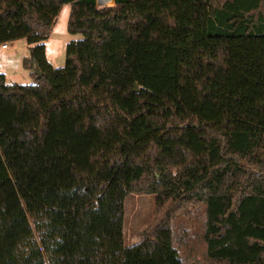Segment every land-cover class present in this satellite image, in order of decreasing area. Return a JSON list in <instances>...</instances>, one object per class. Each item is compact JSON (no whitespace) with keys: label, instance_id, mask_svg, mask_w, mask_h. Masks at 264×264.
Here are the masks:
<instances>
[{"label":"trees","instance_id":"1","mask_svg":"<svg viewBox=\"0 0 264 264\" xmlns=\"http://www.w3.org/2000/svg\"><path fill=\"white\" fill-rule=\"evenodd\" d=\"M65 3L82 38L54 68ZM20 38L35 82L0 73V264H264V0H0V44ZM130 193L156 216L126 245ZM198 208L191 260L175 220Z\"/></svg>","mask_w":264,"mask_h":264},{"label":"rangeland","instance_id":"2","mask_svg":"<svg viewBox=\"0 0 264 264\" xmlns=\"http://www.w3.org/2000/svg\"><path fill=\"white\" fill-rule=\"evenodd\" d=\"M103 3H100V2ZM99 6H110L113 0H99ZM111 1V2H108ZM70 3L62 5L48 38L44 41L46 60L54 67L65 65L66 46L71 41L82 38L79 33L68 32L67 23ZM7 48L0 44V73L4 74L7 83L31 84L35 82L33 69L24 66V59L29 57L30 45L25 39L6 42ZM156 216L155 196L148 193H130L124 201L123 237L124 243L130 245L141 239L143 231L149 227ZM204 220V213L200 208L194 210L191 218L183 214L175 220L173 245L178 253L191 260H200L204 247L199 240V233Z\"/></svg>","mask_w":264,"mask_h":264},{"label":"water","instance_id":"3","mask_svg":"<svg viewBox=\"0 0 264 264\" xmlns=\"http://www.w3.org/2000/svg\"><path fill=\"white\" fill-rule=\"evenodd\" d=\"M97 1H99V0H97ZM100 2V1H99ZM101 3V2H100ZM35 71L37 72V77L39 78V77H41V73L37 70V68H35ZM137 86H135V88H134V91H137Z\"/></svg>","mask_w":264,"mask_h":264},{"label":"built area","instance_id":"4","mask_svg":"<svg viewBox=\"0 0 264 264\" xmlns=\"http://www.w3.org/2000/svg\"><path fill=\"white\" fill-rule=\"evenodd\" d=\"M1 47H2V48H7L8 46H7L6 43H3V44H1Z\"/></svg>","mask_w":264,"mask_h":264},{"label":"crops","instance_id":"5","mask_svg":"<svg viewBox=\"0 0 264 264\" xmlns=\"http://www.w3.org/2000/svg\"><path fill=\"white\" fill-rule=\"evenodd\" d=\"M3 49H6V48H3Z\"/></svg>","mask_w":264,"mask_h":264}]
</instances>
